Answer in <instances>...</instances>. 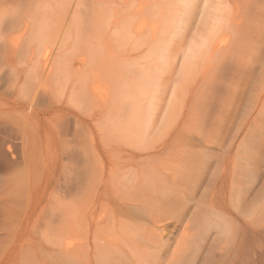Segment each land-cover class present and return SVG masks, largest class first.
Here are the masks:
<instances>
[{"label":"rangeland","instance_id":"obj_1","mask_svg":"<svg viewBox=\"0 0 264 264\" xmlns=\"http://www.w3.org/2000/svg\"><path fill=\"white\" fill-rule=\"evenodd\" d=\"M48 1L50 2V0ZM77 1L79 0H58V1L52 0L53 6L57 8H54L53 6H51V8H48L47 14L51 18L50 22L52 23L54 18L59 19V17L57 16L60 15L62 16L63 13L61 14L60 12L61 9L63 11L65 10L70 11L71 9H73ZM80 1L83 2L86 0H80ZM100 1L103 4L104 0H100ZM135 1L137 0H134V3ZM138 1H140L139 2L140 4L138 3ZM138 1L137 3L133 4V0H126V1L106 0V2L108 3L110 2V3L109 4L107 3L106 5L104 4V7H101L100 4H98V7L100 8L96 7L97 5L95 6L90 5L91 7H94L92 8L93 10L90 8L89 4L85 5V3H79L80 6L82 4L84 5V6L82 5L81 8H79L81 10V11L79 10L81 14L80 13L78 15L76 14L77 17L80 18H82L83 16L85 17V19L84 18L79 19L80 22L78 23L80 25V23L84 19L83 21L84 23L82 22L83 25L82 26L80 25V27H82L81 29L82 33L83 30L84 31L87 30L86 32L90 34V30L88 26L92 25V23L95 22V15H96L95 13L100 9L102 10L103 8L105 10L106 9L108 10L109 9L108 6H110V10L113 11V9L117 10L118 7L121 5L119 7V10L123 14L128 9L126 12H128L129 14L126 12L124 13L127 14L128 17L130 14L133 15L134 13L136 14L138 11H140L141 13L139 12V14L137 13V15L134 16H138L141 18L142 13L144 14L146 12V8H144L143 6L146 5L145 7L147 6L151 7L149 5L154 0L153 1L138 0ZM160 1L161 0H158L159 3ZM113 2H117V4L115 3L117 5V9H116V5L112 6L111 3ZM130 2H132V5ZM146 2L148 4H145ZM155 2L157 4V0H155ZM155 2L153 3L155 4ZM224 2L226 5L224 4ZM128 3L132 8L134 7V5L137 6L134 7L133 9L130 8L129 10L130 6ZM141 3L144 5L142 6ZM127 4L129 7L126 6ZM235 4L239 6L238 9H237V5ZM140 5L141 8L143 7L142 9L144 11L143 10L141 11V9L138 10L137 7L139 6L140 8ZM163 5L165 6V4ZM220 5H219L220 6L219 9H223V11L219 12V10H216L217 11L216 14L217 13L220 14L216 16L218 17L216 18V20L219 19L224 23V25H222V23H220L219 20H217L219 21L218 22L219 25L218 24L214 25L215 28L220 26L218 28V30L220 31H218L217 28L214 29V26L208 28L210 27L209 24H212V22L216 21L214 20L209 23L210 20H213L211 19L212 17L210 18V16L212 15L211 13L215 9L213 8L214 10L212 9V11L209 13V20H208L209 26L206 27L207 23L203 22L206 25L205 26L204 24L200 23L201 20L199 21L197 18V16L199 15L198 13H200L201 10H203L202 9L203 7L197 6L194 8V11L195 9L196 11L192 14V19L191 17L189 18L193 22L191 23V21H189L188 19V23L185 25L184 29L186 27L187 28L185 30L182 29L183 30L182 33L180 32L179 34L181 38L179 36L176 37L178 38L177 40L179 42L177 41L175 42L174 40V43H176V45L177 43L180 42H181L180 44H183L184 46H186L187 44L188 46L190 45V47L191 46L194 47V45L195 46L199 45L200 48H198V50H200V52L201 50H203L204 52L205 50L207 51L208 49L210 53H207L208 51L207 52L205 51L204 53L206 54H203V52L200 54V52L198 51L199 53L198 52L197 53L199 58L197 57L196 58L197 60H195L193 56L192 57L194 59H192L191 56L188 55L186 56L185 54L184 55L186 57L182 56L183 52H181V50H183V45L179 44L180 48L176 46L177 54L179 52L180 53L179 56H177L176 54L175 58L187 64V61L184 62V60H187L189 57L190 60L192 59L191 61L194 64H192L193 67L190 64H187L186 66L184 65V69L181 71V73L184 72V75L180 73L183 76L180 77V74H178L180 79L178 78L175 79L176 84L174 83V85H177L176 81L180 82V84L177 85V87L180 86L179 88L173 86V88L176 91L177 100L175 102L177 103L179 102V103L178 105H176V103L174 104L173 101V103L171 104L170 106L171 109L169 108L170 121L168 123V120H166L167 121L166 124L167 123L168 124L167 125L163 124L164 127L166 126V129H163L164 127L161 128L163 130L158 131L159 133L157 132L156 134H153L152 137L153 142L156 141L155 143H157V139L158 141H160L159 140L160 138L164 139V141L162 140L163 142L161 141L162 143H166V141L168 142L171 139L172 140L175 139L173 142L178 143L180 140L181 142L178 143L179 145L176 144V146L174 147L175 149L178 148L177 149L178 151L177 150L175 151L174 148L170 147L175 145L172 141H171V145L170 144L168 145L169 150L170 148L171 150L173 149L172 150L173 154L171 156L172 151L170 150L168 151L169 154L167 155V157L170 155L171 157L174 158L173 155L177 156L178 153L179 156V157L177 156L178 160L176 156H175L176 160L175 158L173 159L170 156H169L170 158L164 157V159H166L167 162L163 161V164L168 165V166L166 165L167 169L169 170L173 169V170L172 172L171 170L170 171L168 170L166 172L167 169H164L166 166H163L161 162L159 163L160 166L158 165L159 168L157 169L156 173H158V171L161 170V173L163 172L162 174H164L165 177L171 174L170 176H168L167 179H169L170 177V181L171 182L173 181L172 182L173 184L171 182H169L170 183L169 184L166 181L167 179H165L163 182L164 183L167 182L168 184L165 183L167 186L174 185L175 189L179 190L177 193L178 196L176 198L180 199V201L178 200L177 201L179 202L180 206L186 204L185 208L182 207L181 210L189 211L190 208L192 209V211H196V214L197 215L199 214L198 216L196 215V217H199L200 215H203L202 213L204 214L207 213L205 211L206 209L208 211L207 215L211 214L213 218L217 215L223 216V214H226V216L224 215V217H226L228 221L230 220L229 222L227 221V225L229 226V232H230L227 233L228 236H226V233L224 234L225 236H222V234L219 235L216 234V232H213L211 235H209L210 237L208 236L209 238L208 237L206 238V242H204L201 251L197 254V257L195 258L196 260L195 264L197 263L198 264H203V263L204 264H264V0H251V1L221 0ZM125 6L127 7V9ZM219 6L216 7L218 8ZM58 7L60 10H58ZM158 7L159 8L161 7L159 10L160 16L163 14V11L170 10L168 9L169 8L168 6H167L168 8L165 7L166 9L164 7L162 8V6H158ZM89 8L91 9L90 12H89L90 10ZM121 8H124L125 11L123 12ZM152 8H154L153 10H156L155 6ZM134 9H137L136 10L137 12ZM235 9H237V11ZM240 9L241 11H239ZM85 11L86 12L88 11V13H86ZM131 11L132 13H130ZM150 12L145 13L143 15L145 19L148 17L146 20V21L149 20L148 25L150 24V22L151 23L155 22V20H158L159 22L160 19H163L162 17L163 15L160 17L158 15V11H156L157 15L155 11L154 12L150 11ZM234 12L235 15L233 14ZM152 13H153L152 15L153 17L151 16ZM180 13L181 11L179 12L178 9V15ZM70 14L68 18L66 17V20H64V16L66 14H63L62 20H64V22L62 21L63 23H61L60 20L59 24H65L67 21L69 25V21L71 19L72 20L70 21L71 23L70 25L75 24L73 22L77 23L78 22L76 21L77 18L76 16L74 17L75 14L71 12ZM134 16L133 18L135 19L134 20L135 24L133 23V18H131V16L127 18V21L129 23L132 21L133 25H136L138 20L139 21L141 20L142 22V20L144 19V18L143 19L138 18L137 20V17L135 18ZM149 16H151L150 19ZM156 16H158L159 18ZM220 16L223 17L222 20ZM233 16L235 18H233ZM217 21L215 23H217ZM25 22H27V18L19 8L0 7V45L2 43H7L12 45L13 42L19 41L25 32L24 29H26V25L24 26ZM139 23L140 22H138L137 24ZM225 23H227V26L225 25ZM59 24L54 22V26L58 28H59ZM94 24H96V22ZM131 24H129V26H132ZM159 24H160L159 26L160 33L163 32L164 34L168 35L169 30L166 29L167 32L165 31V26H164L165 21L163 20L162 23L159 22ZM200 24H202L203 26ZM188 25H190V28L192 29H190ZM84 27H86V30L84 29ZM132 29L133 27L130 28L131 31ZM186 30L187 31L189 30L188 33ZM215 30L217 31V34H215ZM86 32H84L83 34L81 33L79 34L80 36L82 35L84 36L81 37L84 39V41L81 43H83V45L88 46L90 43L88 44L87 42H85L86 37L88 36ZM106 32H108V30ZM109 32L111 33V31ZM109 32L106 33V35L104 34V32H102L104 39L106 38L107 35H109L107 36L106 39L108 40L106 41L107 43H110L109 42L110 40L108 39L110 37ZM209 33L212 34L209 35ZM219 34L220 37H218ZM161 36L162 35H160V38ZM78 37L79 36H77L76 39L80 38ZM92 37L95 38L94 36ZM22 39L25 40L24 38ZM22 39L20 41H23ZM98 39L95 38V43H98L99 40H102V38L99 40ZM144 40L147 39L144 38ZM164 40H168V38L163 39V41ZM211 40L213 41V43L214 42L218 43V45L214 43L215 45L218 46L217 48L220 49V47L222 46L221 50L219 49H218L219 51L216 50L217 52L214 53V55H212L211 54L212 52L210 51L212 50V48L209 50L210 48L209 45L211 46L213 44ZM72 41L73 39L70 38L65 48L69 46L70 47L75 46L73 47V51L70 48L71 49L70 51L73 52V53L71 52V55L82 54L81 51L77 52L79 50L78 46H81V48H83L82 44L76 45L78 44V42H80V40L79 41L77 40L76 44ZM103 41H101V44ZM133 41L137 42V40H133ZM227 41L228 43H230L231 46L229 45L228 47V45H226L227 46L226 49H223V45L227 44L225 43ZM106 42H103L102 46L100 45V43L96 45L101 46V48H105L106 45L108 47L112 43L111 45L113 47L114 45H116L114 43H117V42L113 43L111 41L110 44H107ZM70 43L71 44L74 43L73 46ZM190 43H193V45H191ZM202 43L203 45L205 44L207 45L205 47L204 46L201 47L200 44ZM214 44L212 46H215ZM76 46L78 48H76ZM118 46L120 47V45ZM121 47L123 48V45H121ZM129 47H130V43L128 48ZM132 47L134 46L132 45ZM44 48L45 50L47 48V52L49 51L51 57L52 56L54 58L56 57L55 56L56 52L52 51L53 45L51 46L49 45V48L48 47H44ZM99 48L100 47H96V49L99 51L98 54L100 56L103 55L105 56V52L115 51L109 49L111 48V46L107 48L108 51L107 49H105L106 51L105 50L103 51V49L101 48L99 49ZM122 48H119V50L121 51L124 49ZM215 48L216 47H214L213 49ZM213 51L215 52V50ZM101 52L103 55L101 54ZM115 53L119 54L121 52L118 53L117 50V52L115 51ZM199 54L201 55V57ZM202 54L204 56H202ZM209 54H211V56ZM27 56L28 54L15 53V55L10 57L9 59H3L4 54H2V52L0 51V102H4L5 100L10 99L8 101L10 102V104H12L13 103L12 101H14V99L17 98L16 102L13 103V107H14L13 109H9L7 107L0 105V203H1L0 205V264H10V263L11 264H44L42 262H45L46 264H73L70 261H73L74 263L77 262L76 264H112V263L116 264L114 257L116 255L121 254V249L120 252L115 253L116 255L113 253L114 254L113 256L110 253V251L112 249L113 252V250H115L114 249L115 247L114 248L112 246L110 247L109 246L110 244H107L108 246L103 248V247H99V244L101 243L100 246H102V244L104 243L106 244V240L107 243H109L110 239H112L111 237L116 232L117 233L114 236L118 237L119 234H121L119 236L120 239L121 237L123 238L124 234H127V232L123 234L122 231L123 227H125L124 229H127V225L129 226L130 225L129 223H131L132 220V219L130 220V217L131 216L134 217V215H136L137 213V211H135L131 207L140 203L135 202L137 198L134 199V201L131 198L130 199L132 200L131 203L127 202L129 204L126 203L124 206H122L121 204L122 202L120 203L119 200L122 199L123 196L127 198L128 191L127 192L124 191L127 190V187L129 185H132L131 183H133V181L135 183L136 181L135 179H137L138 177L137 174H139L141 178L143 177L142 173L141 174L138 173L139 169L141 170L144 168L143 172L145 171L147 172L148 170L145 169V166H143L144 164L143 165L139 164L141 162H139L138 160H136L137 162H139L137 163V165H140V167L143 166V168H140L138 166L139 168L136 169L137 167L135 160H133V162H131V164L129 165L130 160H128L127 158L128 155H126V153L128 154L129 152H131V149H129L130 147H132L131 145L127 144V146H130L127 147L123 143L125 148L123 147L122 149H120L119 148L120 145H117L119 141L118 140L116 141L117 139L116 137H118L119 139V136H115L114 134L107 132H102L103 133L102 134L97 130L95 125L98 124V122H96L94 118H90L88 116L89 112L86 111V107L84 105L81 106L80 104L77 105L76 102L70 100L71 99L70 94L68 93L69 83L67 85L61 84L62 87L61 85L59 86L61 88L59 87L55 88L56 86L53 87V83L52 84L49 83V85L47 83L45 87L49 88L48 90L49 92L51 90L50 88L53 87L54 88L53 96L54 97L57 96V97L53 98L52 95L49 93L48 96L45 95L48 98L46 99V97L42 93H40L37 95L38 100H36V103L34 104L35 107L29 108L27 106H24L23 103L21 102L27 103L28 97H25L26 95L22 93L21 87L24 86L26 80L25 71L27 70V65H26V60L28 59ZM73 57L75 56L74 55L72 56V60L77 62L78 58L75 57L73 59ZM182 57L184 58L182 59ZM205 57H210V58L213 57V58L209 59ZM139 59L140 58H137L136 60L138 62L142 61V59L140 60ZM176 59L172 60L174 61L172 63L173 64L172 67L175 66L174 64L175 62H179L176 61ZM130 60L132 62V60H135V58L133 59L132 57V59ZM172 61L170 60L169 62L171 63ZM191 61H189L188 63H191ZM220 61L222 62V64L220 63ZM208 62H209V66H207ZM194 66L196 68H194ZM214 69L215 71H213ZM167 70L169 71V69ZM186 70H189L187 71L188 73L186 72ZM185 72L187 73L188 77ZM133 73H131L132 76L130 74L129 79L130 81H133L132 84L136 86L138 84V82L136 83L138 79L136 80L135 78L139 75L138 72H136V74ZM169 74L167 73L165 76L162 74L164 76V77L162 76L163 78L166 77L165 79L162 78L164 84H166L167 82L166 80L170 78L171 75ZM206 75L207 78L205 79L202 78V77H206ZM176 76L177 75L175 74V77ZM182 77L185 78L187 77V78L186 79L184 78L183 80ZM133 79H135L136 81L134 82ZM189 79L191 80V82ZM193 81L196 82L194 83ZM132 84L130 86H132ZM167 84H170V81ZM63 86L64 87L67 86V87L63 88ZM61 89L62 91H64V89L67 90L65 92H60ZM26 92L29 93L28 91ZM55 92L59 94L55 95ZM253 101L255 102L253 103ZM175 105L177 106V110L178 107L180 108L178 110V113L176 112L177 113L176 115L174 113V110L176 109ZM79 119H81L82 123L78 124L77 121ZM11 121L17 122L20 126H22L24 128L23 130L24 133L22 134V132H18L15 134L11 132L12 125L9 124ZM23 123H25V126H23ZM8 124L11 127L8 126ZM163 134L167 135L166 138L161 137ZM150 135L151 134L148 135V140H150L149 139L151 137ZM121 137L122 139L120 138L121 139L120 143L122 144V141L127 137L125 138L124 136ZM177 138L179 139L177 140ZM184 138L185 140H183ZM126 140H129V138H127ZM138 141L136 140V142L139 144ZM183 141L186 142L183 143ZM131 142L130 143L134 145L133 144L134 141H132V139ZM161 142L159 143L161 144ZM159 143L157 144L159 145ZM186 144L189 146H187ZM88 147L90 148L89 150ZM134 147L136 146L134 145ZM180 147L181 149L179 150ZM78 148L80 149L78 150ZM189 148L190 151H188ZM186 149L188 150L184 152V150ZM209 149L211 150V152ZM118 151H120L118 154L119 159L115 160L113 158L117 159L118 157L112 155V153L117 154ZM132 151H135V148ZM122 152L123 153L125 152V154L124 155L120 154ZM205 152L206 153L209 152L210 153L209 155L211 156L206 155ZM179 154L182 156H180ZM185 156L188 159L189 158L190 159L188 160ZM125 158L129 162L126 161ZM112 159H113V163H112ZM196 160L200 162L207 161L208 165L203 166V165L195 164V163H200V162H196ZM119 161L121 164L119 163ZM245 161L246 162L248 161L246 165L250 166V168L246 167ZM239 164H242V166L244 167L240 166ZM114 165L115 167L120 165L119 166L120 168L118 167L114 168ZM174 165L176 166L177 170L174 169L175 168ZM178 165L181 166L180 169H182V166L183 169L184 168L185 170L187 169L186 171L187 173H185L184 170V174L186 176L183 174V169L181 172L179 170L180 173L178 172V167H179ZM196 165H198L199 169L198 168L196 169L197 167ZM235 166H237L239 169H237V167L235 168ZM161 167L164 169V171L162 170ZM113 168L116 170H114ZM133 169H135L134 171L137 170V174L136 172L134 174L135 177L136 176L137 177L135 179L133 178L134 180L131 179L132 175L131 177L129 176L130 175L129 173L132 172ZM245 170H251V172L249 171L247 172ZM173 171H176L175 172L176 174L173 173ZM235 171L238 172L240 171L239 172L240 174ZM241 172H243L242 173L243 175L241 174ZM11 173L15 175H13L14 177L10 181L8 180L7 176H9ZM159 173H158V177L162 176V174L160 173L159 175ZM234 173H238L236 175V179H239L236 180V183L234 185H247V189H245L243 186V188L246 190V193L243 195L245 202L243 201L244 203L240 205L239 208L236 209L237 211L239 210L238 212L234 210L235 206L233 207L232 205H230L232 204V202H230L229 200L228 189L225 188V185H232L230 184V182L232 176H234L233 175ZM250 173H252V175ZM173 175H177V176L173 177ZM150 176L148 177L149 180L147 179L150 184H148V182L147 184L157 185L155 183L157 181L154 182L155 184H153V180L151 182ZM163 176L162 178L164 179ZM115 177L116 179H114ZM125 177L131 179L132 182L130 180H129L130 182L127 180L125 181ZM139 178H138L139 181L136 182L135 184L141 185L140 182H143L144 184L142 183V185H146L145 181H142L143 179L141 178L139 179ZM143 178L145 179V177ZM163 182L158 180V184L160 183L159 185H161ZM122 184L126 186V189L124 186L122 187ZM116 185H120L122 189L120 190L121 187L118 186L121 192L117 189L115 190L117 191V194L115 192L114 195L112 189L113 187H116ZM129 191L131 193V190ZM135 191H136L135 193L140 192L138 191V189ZM124 193L126 195H124ZM137 195H139V193ZM131 196L133 198L136 197V196L134 197V195L132 194ZM117 197H120L118 198L119 202H117L116 199ZM165 197H162L163 201ZM114 199L117 202V204L119 203V205L115 203ZM165 199H167V197ZM127 200H129V197L127 198ZM183 201L185 204L183 203ZM80 205L82 206V209ZM195 205L198 207L197 209L199 212H200L199 208L203 210H201V212L199 213L196 210ZM126 206L130 207V210H128V207L126 208ZM124 208L127 210H125ZM6 209H8L13 213L14 227L11 234L7 228L8 214H9L7 212L9 211L8 210L6 211ZM112 212L114 214H111ZM215 212L218 214L213 215ZM74 214L77 216L79 215V217L74 216ZM138 215L141 216L143 214L138 213ZM172 215L174 216V214ZM172 215H169L162 223L158 224V226L165 225V227L163 231H160V233L163 236L160 235L159 237L160 233L157 231L155 232L157 236L155 234L153 235L154 237L155 236L159 237L153 240L155 241V246H160L158 247L160 249L155 248L156 251L152 253L159 254L157 250H160L162 252H160V255L154 254L155 256L153 255L152 257H150L151 254L150 256L148 254L149 257L146 256V258L148 260L149 258H151L150 261L146 259V261L150 262L148 264H155V263L179 264V261L180 259H182L181 257H183L182 254L184 252V250L181 249H185V253H187L186 249L190 244L188 242L190 238L186 237L188 240L187 241L188 245H187L185 240L186 239L185 233L183 231L185 227L178 224V219L181 214L175 213L174 218L172 217ZM145 216H147V214H145ZM170 217L171 219L167 221V219ZM65 219H67V221ZM111 220H113V222ZM118 220L119 221L121 220L122 222L121 221L119 222ZM230 223L231 224L234 223V225H230ZM102 224L103 225L106 224L107 227H105V225L103 226ZM59 225H61L62 227ZM101 225L103 227H100ZM68 228L70 232L68 231ZM101 228H103L104 231L106 230L105 233ZM107 230L109 232L110 230L114 232H110L112 234H109ZM131 231H133L132 228L131 230L129 229L128 232L130 233ZM194 232L195 230H193V233ZM102 233L106 235H103ZM125 236H124L125 239L123 238L124 243H127L129 246L130 241L127 242L129 238L126 236L128 238L127 239ZM98 238H100L99 240L103 238L104 239L99 241ZM114 238L112 240H114V244L116 246H118L115 242L116 240L117 242L120 241L118 244H121V246L124 245V244L122 245L123 242L122 240L118 238L115 240ZM96 244L98 245L99 248L97 247ZM131 244H135V243L131 242ZM125 246L126 245H124L123 247L125 248ZM127 250H129V248ZM107 251L110 253L109 257L107 254L103 255ZM176 251H179L180 254L182 252V254L180 255L181 257L179 256V258H177L178 252ZM102 252H103L102 256L101 254H98ZM63 254H65L66 256ZM68 256H70V258ZM110 257L113 258L112 260L113 262L110 261L111 260ZM121 257L123 258L122 254L121 256L117 257L116 260L120 259L119 260L120 262L117 261L118 262L117 264H122L123 260H126L127 258H129L132 262L137 261L135 259L130 258V256L129 257L126 256V259L123 258V260L121 261ZM39 258L41 259L39 260ZM106 258L110 260L108 261ZM131 261L127 262V264H130Z\"/></svg>","mask_w":264,"mask_h":264},{"label":"bare ground","instance_id":"obj_2","mask_svg":"<svg viewBox=\"0 0 264 264\" xmlns=\"http://www.w3.org/2000/svg\"><path fill=\"white\" fill-rule=\"evenodd\" d=\"M54 1H58V0H54ZM98 1V2H97ZM97 1H95V0H86V1H83V2H81L80 0L79 1H77V3H76V5L74 6V8L73 9H71L70 11H68V10H65V11H63L62 9L60 10L59 9V7H58V10H60V12H61V14L63 13V14H66L65 16H64V20H66V17L68 18V16H69V14H70V12L71 13H74L75 15H74V17L76 16V14L78 15L79 13L81 14V10L79 9V8H81V6L83 5H81L80 6V4L79 3H85V5H88L89 4V6L90 5H97L96 7H98V4H100L101 5V7H104V4L106 5L108 2H106V0H104L105 1V3H104V1H103V4H102V2L100 1V0H97ZM113 1V0H112ZM126 1V0H125ZM138 1V0H137ZM137 1H135V3H137ZM153 1V0H152ZM220 1L221 0H164V1H160V3L162 2L163 4H165V6L161 3H159L158 2V0H157V4H156V2H155V0L153 1V2H155V4L153 3V5H152V3L149 5V6H151V7H145V6H143L144 4H142V6L144 7V8H146V12L145 13H149L150 11H155V13H156V15H157V12L156 11H158V15L160 16V12H159V10H160V8L158 7V6H162V8L164 7H166V8H168V9H170V10H166V11H163V19H160V23H162V21L164 20L165 21V24H164V26H165V31H166V29H168L169 31V33H168V35H166V34H164L163 32H161L160 33V30H159V26H160V24H159V22H158V20H155V22H150V24L148 25V21H146L147 20V18L145 19L144 18V14L142 13V16H141V18L140 17H138V16H134V15H137V13L139 14V12L140 11H136L137 9H134L137 13L135 14H133V15H129V17L131 16V18H133V16L136 18L137 17V20H138V18L139 19H143L142 20V22H141V20L139 21L138 20V22H140L139 24H137L136 23V25H133V23L135 22L134 20V18H133V23H132V21L129 23L128 21H127V18H129L128 17V15L127 14H124L128 9H127V7H129L130 6V4H129V6H128V4L125 6L126 7V11H125V9L124 8H121L122 10H123V14L121 13V11L119 10V7L121 6L120 4H118V5H120L119 7H118V9H117V2H113V3H111L112 4V6H115L116 5V9L118 10H115V9H113V11H111L110 10V6H108L109 7V9L106 11L104 8L101 10H99V11H95L96 13V15H95V22H96V24H94V23H92V25H89L88 26V28H89V30H90V34L88 33V32H86L87 30H86V27H84V29L86 30V31H84L83 30V33L84 32H86L87 34H88V36L86 37V35H85V37H86V40H85V42H87L88 44V46H86V45H83V43H81V42H83L84 41V39L83 38H81L82 36H80V34L79 33H81V34H83L82 33V27H80V25L82 26L83 25V21H84V19H85V17L83 16L82 18H84L83 20H82V24L80 23V25L78 24L80 21H79V19H82V18H80V17H77L76 16V18L78 19H76V21H78L77 23L76 22H73V23H75V24H73V25H70L71 23H70V21L72 20H70L69 21V25H68V23H67V21H66V23L65 24H59V21L61 20V23H63L64 22V20H62L63 19V14H62V16L60 15V16H57V17H59V19H56V18H54L53 19V22L51 23L50 22V20H51V18H50V16L47 14L48 13V8H51V6H53V3H52V0H50V2L48 1V0H0V7H17V8H19L21 11H22V13L23 14H25V16H26V18H27V22H25L24 23V26L26 25V29H24L25 30V32H24V34L22 35V37L20 38V40L22 39V38H24L25 40H23V41H16V42H13L12 43V45H10V44H7V43H2L1 45H0V51L2 52V54H4V57H3V59H9L10 57H12V56H14L15 55V53H19V54H28V59L26 60V65H27V70L25 71V84H24V86L23 87H21V90H22V93H24L26 96L25 97H28L27 99H28V101H27V103H24V102H21V103H23V105L24 106H27V107H29V108H32V107H35L34 106V104L36 103V100H38L37 99V95L38 94H40V93H42L44 96L45 95H47L48 96V94L50 93L51 95H52V97L53 98H55V97H57V96H53V93H54V88L53 87H55V88H57V87H59L61 84L62 85H64V84H68L69 83V91H68V93L70 94V100H72L73 102H76L77 103V105L78 104H80L81 106H85L86 107V111L87 112H89V114H88V116L90 117V118H94L95 120H96V122H98V124H96L95 126H96V128H97V130L100 132V133H102V132H107V133H112V134H114L115 136H119V139H118V137H116L115 139H116V141L118 140L119 142V144L117 143V145H120V149H122L123 147H124V145L125 146H127V144L128 145H131L132 147H130V146H127V147H130L129 149H131V152H129L128 154L126 153V155H128L127 156V158H128V160H130V162L128 161V160H126V158H125V160L126 161H128L129 162V165L131 164V162H133V160H135V163H136V169H138L139 167H140V165H137V163H139V162H141V163H139V164H144L143 166H145V169H147L148 171V173L145 171V172H143V166H141L140 168H143V169H139V171H142V172H139L138 171V173H142V176L143 177H145V179L142 177L141 178V176L139 175V174H137V170L136 171H134L135 169H133V171H134V173H133V171L132 172H130L128 175L131 177V175H132V180H134L137 176V179H135L136 181H135V183L136 182H138L139 180H138V178L140 177L141 179H143L142 181H145V184L146 185H142V183L143 182H140V184L141 185H136L135 183H134V181H133V183H131L132 185H129L128 187H127V190L126 191H124V192H127L128 191V196H127V198L129 197V200H127V198H125L124 196H123V198L122 199H120L119 201H120V203L122 204V206H124L127 202H129V203H131V201L132 200H130L131 198L133 199V201H134V199H136L135 200V202H137V203H140V204H137V205H134L133 207H131L132 209H134L135 211H137V213H136V215H134V217L133 216H131L130 217V220H131V223H129L130 225L129 226H131V227H129L128 225H127V229H124L125 227H123V234L125 233V232H127V234L129 233L128 231H129V229L131 230V228H132V230L133 231H131L128 235L127 234H124V236L126 235L128 238H129V240H127V242L128 241H130V244H129V246H128V244L127 243H124V236H123V238L121 237V239L119 238V236L121 235V234H119V236L118 237H115L114 235L117 233H115L113 236L115 237H111L112 239L114 238L115 240L118 238V239H120V240H122L123 242H122V245L124 244V245H126L125 246V248L123 247V246H121V244H118L120 241H118L117 242V240L115 241L116 242V244L120 247H118V246H116L115 244H114V240H112V239H110V242L111 241H113V242H109V243H107V240H106V244L104 243V244H102V246H100V244H99V247H106V246H108L107 244H110L109 246L111 247H115L114 249L115 250H113V252H112V249H111V251H110V253L114 256V254L116 253V252H120V249H121V254H122V256H123V258L124 259H126V256L127 257H129L130 256V258H132V259H135V260H137V261H131L129 258H127L126 260H123V258L121 257V261L123 260V262H122V264H127V262H129V261H131L132 263H135L136 264V262H137V264H148V263H150V262H148V261H150V259L151 258H149V260L146 258V256L147 257H149L150 256V254H151V256L150 257H152L154 254L152 253V252H154V251H156L155 250V248H158V247H160V246H155V241L153 240V239H157V238H159L160 237V235H162L161 233H160V231H163L164 230V227H165V225L164 226H158V224H160V223H162L169 215H172V214H174V216H175V213H177V214H181L180 215V217H179V219H178V224H180L181 226H184L185 228L183 229V231H184V233H185V238L187 237V238H190L189 239V241L187 240V238L185 239L186 240V244L189 242L190 244H192V245H188V247H187V249H186V251H187V253H185V249H181V250H184V252H183V254H182V252H181V254L183 255V257H181L180 255V252L179 251H176V252H178V257L177 258H179V256L182 258V259H180V261H179V264H195L196 263V260H195V258L197 257V254L201 251V248H202V246H203V244H204V242H206V238L209 236V235H211L213 232H216V234H222V236H225L224 234L226 233V236H228L227 235V233H230L229 232V226L227 225V219H226V217H224V215L226 216V214H223V216H219V215H217V216H215L214 218L212 217V215L211 214H208L207 215V213H208V211L205 209V211L207 212V213H202L203 215H200L199 217H196V211H192V209H190L189 208V211L188 210H181V208L182 207H184L185 208V203H184V201H183V203L185 204V205H183V204H181V205H183V206H180L179 205V202L178 201H180V199H177L176 197L178 196L177 195V193H178V191L179 190H177V189H175V187H174V185H171V186H167L165 183H169V182H171L170 181V177H169V179H167L168 178V176H170V175H168L167 177H165V175L164 174H162L161 173V170L160 171H158V173L160 172L161 174H162V176L164 177V179L162 178V176H160V177H158V173H156L157 172V169L159 168L158 167V165H159V163H161L162 162V164H163V161L165 162L166 161V159H164V157H167V155L169 154L168 153V151H170L171 150V148H170V150L168 149L169 148V144L171 145V141L173 142L174 140H170V141H166V139H165V141H166V143H162L163 141H164V139H162V138H160L159 140L160 141H158V139H157V143H159V142H161L162 140V142H161V144L159 143V145L157 144V143H155V142H153V139H152V137H153V134H156L158 131H160V130H163V129H166V126L164 127V125L163 124H165V125H167L168 123H169V119H170V117H169V114H170V109H171V104L173 103V101H174V104L176 103V105H178V103L177 102H175L177 99H176V91H175V89L173 88V86H175L176 88H179L180 86H178L177 87V85H179L180 84V82H178V81H176L177 82V85H174V83H175V79H180V77L181 76H183L184 75V72L183 73H181V71L184 69V65L186 66L187 64H190L192 67H193V65L192 64H194V63H192V59H194L195 58V60H197L196 58L198 57L199 58V56H198V53L200 52V50H198V48H200L199 47V45H197V46H195L194 45V47L193 46H191L190 47V45L188 46L187 44H186V46H184L183 44H180V43H177V45H176V43H174V40H175V42L177 41V42H179L177 39L178 38H176L177 36H179V34H180V32L182 33V29H184V27H185V25L188 23V19L191 17V19H192V14L196 11V9H195V11H194V8L195 7H197V6H201V7H203L202 9L203 10H201V12L200 13H198L199 15V17H200V19H199V17L197 16V18H198V20L200 21L201 20V22L200 23H202V24H204V23H207L205 26L206 27H208L209 25H210V27H208V28H211V26H214V25H217L218 24V22L220 21L219 19H217V20H219V21H217L216 20V18H218V17H216L217 15H220V14H216V10H219V12L221 11H223V9H219L220 8V6L223 4H221L220 5ZM251 1V0H250ZM96 2V3H95ZM124 2V1H123ZM128 2V1H127ZM140 1H138V3H139ZM149 2V1H148ZM151 2V1H150ZM219 2V3H218ZM110 3V2H109ZM108 3V4H109ZM116 3V4H115ZM120 3V2H119ZM131 3V5H132V2H130ZM134 3V0H133V4H135ZM159 3V4H158ZM238 3H239V1H238ZM114 4V5H113ZM123 4V3H122ZM140 4V3H139ZM145 4H148L147 2L145 3ZM224 4H225V2H224ZM223 4V5H224ZM124 5V4H123ZM220 5V6H219ZM226 5V4H225ZM235 5H237V4H235ZM80 6V7H79ZM84 6V5H83ZM137 6V5H136ZM135 5H134V7H136ZM155 6V9L156 10H153L154 8H152V7H154ZM168 6V7H167ZM216 6H219L218 8L216 7ZM245 6H246V4H245ZM248 6V5H247ZM54 7V6H53ZM133 7V8H134ZM142 7V8H143ZM171 7V8H170ZM180 7H181V9H180ZM238 5H237V9H238ZM54 8H57V7H54ZM90 8L92 9V8H94V7H91L90 6ZM89 8V9H90ZM98 8H100V7H98ZM106 8V7H105ZM130 8L131 9H133L131 6L129 7V10H130ZM138 8V10H140L141 9V11L143 10L142 8H141V5H140V8H139V6L137 7ZM147 8H148V10H147ZM149 8H150V10H149ZM151 8H152V10H151ZM159 8V9H158ZM165 8V9H166ZM177 8V9H176ZM215 10H214V9ZM222 8V7H221ZM235 8V7H234ZM233 8V9H234ZM88 9V10H89ZM91 9L89 10V12L91 11ZM158 9V10H157ZM164 9V10H165ZM178 9H179V12L181 11V13L178 15ZM201 9V8H200ZM212 9L214 10L210 15V18L211 19H213V20H210L209 21V23L211 22V21H214V20H216L217 21V23H215L216 21H214V22H212V24H209L208 23V20H209V13L212 11ZM237 9H235L236 11H237ZM80 10V11H79ZM83 10V9H82ZM93 10V9H92ZM110 10V11H109ZM163 10V9H162ZM79 11V12H78ZM117 11V12H116ZM144 11V10H143ZM239 11H241V9L239 10ZM86 12V11H85ZM199 12V11H198ZM226 12V11H225ZM232 12V11H231ZM69 13V14H68ZM86 13H88V11L86 12ZM92 13V12H91ZM93 13H94V11H93ZM126 13H128V12H126ZM130 13H132V11L130 12ZM141 13V12H140ZM151 13V12H150ZM155 13H154V15H155ZM237 13V12H236ZM82 14H83V11H82ZM85 14V13H84ZM90 14V13H89ZM129 14V13H128ZM213 14H216V15H213ZM234 15H235V12L233 13ZM71 15V14H70ZM86 15V14H85ZM125 15V16H124ZM153 15V13L151 14V16ZM195 15V14H194ZM193 15V16H194ZM73 16V15H72ZM91 16H92V14H91ZM127 16V17H126ZM146 16V15H145ZM151 16H149V19L151 18ZM160 16V17H161ZM223 16V15H222ZM222 16H220L221 17V20L223 19V17ZM88 17V16H87ZM153 17V16H152ZM156 17H158V16H156ZM195 17V16H194ZM70 18V17H69ZM71 18H73V17H71ZM93 18V17H92ZM92 18H90V19H92ZM159 18V17H158ZM215 18V19H214ZM233 18H235L234 16H233ZM191 19H189V21H191V23L193 22ZM196 19V18H195ZM67 20H69V19H67ZM129 20V19H128ZM136 20V21H137ZM226 20V19H225ZM240 20V19H239ZM63 21V22H62ZM228 21V20H227ZM226 21V22H227ZM54 22L55 23H58L59 24V28L58 27H56V26H54ZM90 22H91V20H90ZM204 22V23H203ZM225 22V21H224ZM132 23V24H131ZM164 23V22H163ZM167 23V24H166ZM199 23V22H198ZM220 23H222V25H224V23L222 22V21H220ZM77 24V25H76ZM87 24V23H86ZM86 24H85V26H86ZM129 24H131L132 26H129ZM135 24V23H134ZM195 24V23H194ZM193 24V25H194ZM202 24H200V25H202ZM209 24V25H208ZM233 24H235V23H233ZM67 25V26H66ZM170 25V26H169ZM192 25V24H191ZM219 25V24H218ZM225 25L227 26V23H225ZM135 26H137V27H135ZM189 26V28H190V25H188ZM203 26V25H202ZM242 26V25H241ZM96 27H98V28H96ZM131 27H133V29H132V31L130 30V28ZM162 27V26H161ZM220 27V26H219ZM219 27H216L217 28V30H218V28ZM224 27V26H223ZM163 28V27H162ZM187 28V27H186ZM185 28V29H186ZM188 28V29H189ZM213 28V27H212ZM215 28V26H214V29H216ZM225 28V27H224ZM223 28V29H224ZM227 28V27H226ZM184 29V30H185ZM190 29H192V28H190ZM108 30V32L109 31H111V33H110V37H111V39H110V37L108 38L110 41V43H111V41L114 43V42H117V43H114V44H116V45H114L113 47H112V43L110 44V43H107L106 41H108V40H106L107 39V36H109V35H107L106 36V38L104 39V37H103V33L102 32H104V34L106 35V33H108V32H106V31ZM211 30V29H210ZM187 31V30H186ZM189 31V30H188ZM188 31H187V33H188ZM218 31H220V30H218ZM91 32H92V34H91ZM106 32V33H105ZM167 32V31H166ZM210 32V31H209ZM213 32V31H212ZM210 34H212V33H209V35ZM215 34H217V31L215 30ZM215 34H214V36H215ZM222 34V33H221ZM160 35H162L161 36V38H162V40H161V38H160ZM186 35V34H185ZM77 36H79L78 38L79 39H76L77 38ZM92 36H94L95 38H99V39H101L102 38V40H99L98 41V43H100V45L102 46L103 45V42H106L107 44H110L108 47H107V45H106V43H105V45H106V47L107 48H109L110 46H111V48H113V49H111V48H109L110 50H115L116 52H117V50H118V53L119 52H121V53H119V54H117V53H115V51L114 52H105V56L102 54V52L105 50V49H107L106 47L105 48H101V46H97L96 44H98V43H95V38H93ZM102 36V37H101ZM213 36V35H212ZM84 37V36H83ZM180 37V36H179ZM190 37V36H189ZM208 37V36H207ZM218 37H220V34L218 35ZM70 38H72L73 39V41L72 42H74L75 44L77 43V40L79 41L80 40V42H78V44H76V45H79V44H82V46H83V48H81V46H78L79 47V50L77 51V52H79V51H81L82 52V54H79V55H76V54H73L76 58H78L77 59V62H75L74 60H72V56L73 55H71V52L73 51V47H75V46H73V44L74 43H70L73 47H66L65 48V46H66V44H68V40L70 39ZM115 40H113V39ZM144 38L145 39H147V40H144ZM166 38H168V40H164L163 41V39H166ZM174 38H176V39H174ZM181 38V37H180ZM183 38V37H182ZM210 38V37H209ZM225 38V37H224ZM227 38V37H226ZM81 39H83V40H81ZM184 39V38H183ZM192 39V38H191ZM212 39V38H211ZM229 39V38H228ZM94 40V41H93ZM104 40V41H103ZM133 40H137V42L136 41H133ZM207 40V39H206ZM208 40H210V39H208ZM101 41H103L102 42V44H101ZM132 42V44H131V42ZM181 41V40H180ZM183 41V40H182ZM212 41V40H211ZM211 41H210V43H211ZM219 41H221V40H219ZM219 41H217V42H219ZM94 42V43H93ZM96 42H97V40H96ZM134 42H135V45H134ZM184 42V41H183ZM192 42V41H191ZM129 43H130V47L128 48V46H129ZM185 43V42H184ZM205 43V42H204ZM212 43H213V41H212ZM215 44H217L218 45V43H216V42H214ZM213 43V44H214ZM223 43V42H222ZM221 43V44H222ZM225 43H227V44H222L223 45V49H226V45H228V47H229V45H230V43H228V41L227 42H225ZM120 45V47L118 46V45ZM179 44L180 45H183V50H181V52H183L182 54V56H184V57H186L187 55L188 56H191V60H190V58L188 57V59L187 60H184V62L185 61H187V64L186 63H183V61L181 62V60L179 61V60H177L175 57H176V54H177V51H176V49H177V47H179ZM191 45H193V43H190ZM212 44V45H213ZM214 44V45H215ZM234 44V43H233ZM232 44V45H233ZM49 45L51 46V45H53V49H52V51L53 52H56L55 53V58L53 57V59H52V57L50 56V53H49V51L47 52V48H46V50H45V48L44 47H48L49 48ZM121 45H123V48L121 47ZM132 45L134 46V47H132ZM201 45V47L202 46H206L207 44H205V45H203V43L202 44H200ZM210 46L209 45V47H206V48H209V50L212 48V50H210L212 53V55H214V53H216L217 51H219V50H221V48H222V46L220 47V49L219 48H217L218 46L217 45H215V46ZM44 46V47H43ZM68 46V45H67ZM115 46H118V47H115ZM177 46V47H176ZM225 46V47H224ZM231 46V45H230ZM54 47H55V50H54ZM77 46H76V48H78ZM96 47H100L101 49H103V51L101 52V54L103 55V56H100L98 53H99V51L96 49ZM104 47V46H103ZM204 47H203V49H204ZM214 47H216L215 49H213ZM44 48V49H43ZM72 49V51H70L71 49ZM99 48V49H100ZM115 48H118V49H115ZM119 48H122L123 50H119ZM180 48V47H179ZM235 48V47H234ZM233 48V49H234ZM81 49V50H80ZM219 49V50H218ZM197 50V51H196ZM213 50H215V52L213 51ZM217 50V51H216ZM235 50V49H234ZM52 51H51V53H52ZM106 51V50H105ZM107 51H108V49H107ZM199 51V52H198ZM206 51V50H205ZM204 51V52H205ZM207 51H208V49H207ZM206 51V52H207ZM76 52V51H75ZM198 52V53H197ZM203 52V50H201V52H200V54ZM203 52V54H206V53H204ZM73 53V52H72ZM104 53V52H103ZM180 53V52H179ZM179 53L177 54V56H179ZM196 53H197V55H196ZM207 53H210L209 51L207 52ZM186 56H185V55ZM199 54V55H200ZM202 54V56H204ZM211 54H209L210 56H211ZM194 55H196V56H194ZM194 58H193V57ZM75 57H73V59L75 58ZM132 57H133V59L135 58V60H132V62H131V60L130 59H132ZM184 57H182V59L184 58ZM200 57H201V55H200ZM214 57V56H213ZM212 57V58H213ZM101 58V59H100ZM137 58H140V59H142V61H140V62H138L136 59ZM202 58H204V57H202ZM205 58H209V59H212V58H210V57H205ZM139 59V60H140ZM176 59V61H179V62H175L174 64H175V66L174 67H172L173 66V62L174 61H172V60H175ZM172 61L171 63L169 62V61ZM191 61V63H188L189 61ZM195 60H193V61H195ZM200 60V59H199ZM205 60V59H204ZM204 60H202V61H204ZM211 61V60H210ZM198 62V61H197ZM220 63L222 64V62L220 61ZM220 63H219V65H220ZM136 64V65H135ZM196 64V63H195ZM206 64V63H205ZM198 65V64H197ZM212 65H214V64H212ZM218 65V66H219ZM207 66H209V62H208V65ZM217 66V67H218ZM222 66V65H221ZM226 66V65H225ZM191 67V68H192ZM224 67V66H223ZM188 68V67H187ZM194 68H196L195 66H194ZM212 68V67H211ZM167 69H169V71L167 70ZM189 69H190V67H189ZM215 69H216V67H215ZM215 69L213 70V71H215ZM222 69V68H221ZM236 69V68H235ZM217 70H218V68H217ZM220 70V69H219ZM224 70V69H223ZM132 71V72H131ZM168 71V72H167ZM173 71V72H172ZM187 71H189V70H186V72ZM190 71H191V69H190ZM194 71V70H193ZM196 71V70H195ZM221 71V70H220ZM133 72H135V73H133ZM136 72H138V75L139 76H137L135 79L137 80L138 79V81H136L135 79H133L134 80V82L136 81V83L138 82V84L135 86V85H133L132 84V82L133 81H130V79H129V77H130V74L131 73H133V74H136ZM165 72H166V74L168 73H171V74H169V75H171L170 76V78L168 79V80H166L167 82H166V84H164V82H163V79H165V78H163L166 74H165ZM185 72V73H186ZM183 74V75H181V74ZM188 73V72H187ZM187 73H186V75H187ZM40 76H39V75ZM164 76H163V75ZM175 74L177 75L176 77H175ZM178 74H180V77H179V75ZM203 74V73H202ZM202 74H201V76H202ZM189 75H190V73H189ZM91 76V77H90ZM131 76H132V74H131ZM163 76V77H162ZM204 76H205V74H204ZM134 77V76H133ZM169 77V76H168ZM187 77H188V75H187ZM186 77V78H187ZM163 78V79H162ZM184 78L185 77H182V79L184 80ZM185 78V79H186ZM202 78H207V75H206V77H202ZM191 79H193V78H191ZM190 80V79H189ZM199 80V79H198ZM170 81V84H167L168 82ZM197 81V80H196ZM196 81H193L194 83L196 82ZM203 81V80H202ZM204 81H206V80H204ZM67 82V83H66ZM185 82V81H184ZM190 82H191V80H190ZM198 82V81H197ZM47 83H48V85H49V83L50 84H52L53 83V87H51L50 89V92L48 91L49 90V88H46L45 86L47 85ZM201 83V82H200ZM132 84V86H130ZM176 84V83H175ZM188 84V83H187ZM62 85H61V87H62ZM182 85V84H181ZM190 85V84H189ZM195 85V84H194ZM193 85V86H194ZM192 86V85H191ZM61 87H59V88H61ZM65 87H67V86H65ZM64 86H63V88H65ZM188 87V86H187ZM230 89V88H229ZM59 90V89H58ZM58 90H57V92H58ZM67 89H64V91H62V89L60 90V92H65ZM26 91H28L29 93H27ZM186 91V90H185ZM180 92H181V90H180ZM247 92V91H246ZM165 93V94H164ZM58 95L59 93H56L55 92V95ZM188 94V93H187ZM186 94V95H187ZM65 95V94H64ZM189 95V94H188ZM232 95V94H231ZM258 96H260V95H258ZM46 97V96H45ZM236 97V96H235ZM177 98H178V95H177ZM255 98H257V97H255ZM14 99V98H13ZM12 99V100H13ZM46 99H48L47 97H46ZM259 99V98H258ZM8 100H10V99H8ZM8 100H5L4 102H0V105L1 106H4V107H7V108H9V109H13L14 107H13V103L14 102H16V100H17V98H15L14 99V101H12L13 103L12 104H10V102L8 101ZM54 100V99H53ZM69 100V101H70ZM52 101V100H51ZM55 101V100H54ZM71 101V102H72ZM257 101V100H256ZM161 102H163V103H161ZM255 101H253V103H254ZM258 102V101H257ZM50 104V103H49ZM251 104V103H250ZM175 105V106H176ZM180 105V104H179ZM182 105H183V103H182ZM46 106V105H45ZM230 106V105H229ZM251 106V105H250ZM51 108V107H50ZM170 108V109H169ZM190 108V107H189ZM228 108V107H227ZM174 109H175V107H174ZM180 108L178 107V110H179ZM176 110V111H175ZM174 110V113H175V115L178 113V110H177V106H176V109ZM252 110V109H251ZM246 111H248V110H246ZM177 112V113H176ZM180 112V111H179ZM180 114V113H179ZM219 114H221V113H219ZM169 117V118H168ZM245 117H247V116H245ZM218 118V117H217ZM77 119V118H76ZM239 119V118H238ZM245 119V118H244ZM166 120H168V123L166 124ZM219 120V119H218ZM220 121V120H219ZM78 124L79 123H82V121H81V119H79L78 121ZM101 122V123H100ZM100 123V124H99ZM171 123V122H170ZM186 123V122H185ZM7 124V123H6ZM10 125H12V128H11V132H13V133H18V132H22V134L24 133L23 132V130H24V128L22 127V126H20L17 122H14V121H11L10 123H9ZM8 124V126H10ZM163 125V126H162ZM250 125V124H249ZM23 126H25V123H23ZM11 127V126H10ZM164 127V128H163ZM161 128H163V129H161ZM171 128V127H170ZM189 129V128H188ZM170 130V129H169ZM183 130V129H182ZM14 131H16V132H14ZM186 131V130H185ZM13 133H11V134H13ZM159 133V132H158ZM164 133H165V131H164ZM168 133V132H167ZM103 134V133H102ZM149 134H151L149 137V139L151 140H148V135ZM121 136H124V138L125 137H127V138H129V140H126V139H124L123 141H122V144L120 143L121 141V139H122V137ZM166 134L164 135H162L161 137H163V138H166ZM175 137V136H174ZM173 137V138H174ZM235 137V136H234ZM121 138V139H120ZM169 138V137H168ZM213 138V137H212ZM218 138V137H217ZM246 138V137H245ZM131 139H132V141H134L133 142V144L136 146V147H134V145H132L131 143ZM138 141V139H139V144L136 142V140ZM179 138H177V140H178ZM219 139V138H218ZM243 139V138H242ZM155 140V139H154ZM176 140V141H177ZM183 140H185V138L183 139ZM190 140V139H189ZM224 140V139H223ZM125 141V142H124ZM127 141H128V143H127ZM187 141V140H186ZM186 141H183V143H185ZM191 141V140H190ZM131 142V143H130ZM178 142V141H177ZM181 141L179 140V142L178 143H180ZM123 143H124V145H123ZM126 143V144H125ZM135 143H137V144H135ZM175 145L174 146H170V147H172V148H174L175 146H176V144H178V143H175V142H173ZM192 143V142H191ZM203 143V142H202ZM209 143V142H208ZM219 143V142H218ZM217 143V144H218ZM239 143H240V141H239ZM247 143V142H246ZM157 144V145H156ZM210 144H211V142H210ZM244 144V143H243ZM123 145V146H122ZM138 145V146H137ZM179 145V144H178ZM182 145V144H181ZM187 145V144H186ZM189 145H190V143H189ZM189 145H187V146H189ZM192 145V144H191ZM206 145V144H205ZM215 145V144H214ZM122 146V147H121ZM230 147V146H229ZM239 147V146H238ZM28 148V147H27ZM27 148H26V150H27ZM87 148V147H86ZM125 148V147H124ZM134 148H135V151H132V150H134ZM80 148H78V150H79ZM90 148L88 147V150H89ZM119 149V150H120ZM175 149V148H174ZM178 149V148H177ZM177 149H175V151L177 150ZM181 149V147L179 148V150ZM183 149V148H182ZM223 149V148H222ZM229 149V148H228ZM87 150V151H88ZM118 150V149H117ZM173 150V149H172ZM171 150V151H172ZM188 149H186V150H184V152L185 151H187ZM205 150V149H204ZM210 150V149H209ZM226 150V149H225ZM72 151V150H71ZM91 151V150H90ZM116 151V150H115ZM121 151V150H120ZM120 151H118L117 152V154H114V153H112V155H115L116 157H118L117 159L116 158H113V159H115V160H118L119 159V152ZM167 151V152H166ZM178 151V150H177ZM188 151H190V148H189V150ZM80 152V151H79ZM183 152V153H184ZM210 152H211V150H210ZM116 153V152H115ZM177 153V152H176ZM180 153V152H179ZM193 153V152H192ZM206 153V152H205ZM70 154V153H69ZM74 154V153H73ZM120 154H125V152L123 153H120ZM172 154H173V151L171 152V156H172ZM182 154V153H181ZM191 154V153H190ZM196 154V153H195ZM210 153L208 152V153H206V155H209ZM125 155V156H126ZM180 155V154H179ZM201 155V154H200ZM203 155V154H202ZM205 155V156H206ZM70 156V155H69ZM68 156V157H69ZM122 156V155H121ZM120 156V157H121ZM170 156V155H169ZM168 156V157H169ZM170 156V157H171ZM174 156V158H175V160H176V157L178 156V153H177V156L176 155H173ZM176 156V157H175ZM180 156H182V155H180ZM187 156V155H186ZM185 156V157H186ZM209 156H211V155H209ZM73 157V156H72ZM167 157V158H168ZM169 157V158H170ZM179 157V156H178ZM178 157H177V160H178ZM188 157V156H187ZM186 157V158H187ZM190 157V156H189ZM207 157V156H206ZM124 158V157H123ZM171 158H173V157H171ZM173 158V159H174ZM193 158V157H192ZM235 158V157H234ZM233 158V159H234ZM113 159H112V163H113ZM164 159V160H163ZM172 159V160H173ZM183 159V158H182ZM185 159V158H184ZM188 159V158H187ZM190 159V158H189ZM188 159V160H189ZM237 159V158H236ZM246 159H248V158H246ZM70 160V159H69ZM114 160V161H115ZM122 160V159H121ZM136 160H138L139 162H137ZM186 160V159H185ZM185 160H183V161H185ZM235 160V159H234ZM169 161V160H168ZM182 161V160H181ZM180 161V162H181ZM239 161H240V159H239ZM239 161H238V163H239ZM243 161V160H242ZM249 161V160H248ZM247 161V162H248ZM69 162V161H68ZM167 162V161H166ZM174 162V161H173ZM188 162V161H187ZM186 162V163H187ZM191 162V161H190ZM193 162V161H192ZM196 162H200V161H197L196 160ZM246 162V161H245ZM247 162L245 163V165L247 164ZM119 163H120V161H119ZM118 163V164H119ZM242 163V162H241ZM116 164V163H115ZM121 164V163H120ZM134 164V163H133ZM174 164V163H173ZM182 164V163H181ZM180 164V165H181ZM193 164V163H192ZM195 164H199V165H208L207 164V161H202V162H200V163H195ZM237 164V163H236ZM249 164V163H248ZM117 165V164H116ZM148 167H147V166ZM167 164H163V166H166ZM185 165H187V164H185ZM240 166H242V164H239ZM238 165V166H239ZM244 165V164H243ZM120 165H118V166H116L115 167V165H114V168H120L119 167ZM139 166V167H138ZM160 166V165H159ZM162 166V165H161ZM162 166V167H163ZM168 166V165H167ZM167 166L164 168V169H167ZM171 166V165H170ZM175 166V165H174ZM179 166V165H178ZM187 166H189V165H187ZM197 167H196V169L198 168V165H196ZM202 166V167H203ZM211 166V165H210ZM233 166V165H232ZM147 167V168H146ZM161 167V168H162ZM180 167L181 166H179L178 167V172H179V170H180V172L182 171V169H183V166H182V169H180ZM194 167V166H193ZM237 166H235V168H236ZM242 167H244V166H242ZM246 167H249L250 168V166H248V165H246ZM113 168V169H114ZM135 168V167H134ZM162 168V170L164 171V169ZM172 168H173V166H172ZM191 168V167H190ZM235 168H233V169H235ZM112 169V168H111ZM174 169H176L177 170V168H176V166H175V168ZM199 169V168H198ZM237 169H239L238 167H237ZM244 169V168H243ZM247 169V168H246ZM114 170H116V169H114ZM169 169H167L166 170V172L168 171ZM171 170V169H170ZM169 170V171H170ZM173 170V169H172ZM172 170H171V172H172ZM184 170H185V168L183 169V174H184ZM190 170V169H189ZM11 171V170H10ZM187 171V169L185 170V173H187L186 172ZM201 171V170H200ZM245 171H249V172H251V170H245ZM245 171H244V174H245ZM135 172H136V174H137V176L135 177ZM176 171H173V173H175ZM179 172V173H180ZM197 172V171H196ZM235 172H238V171H235ZM240 172V171H239ZM238 172V173H239ZM143 173H145V174H143ZM156 173V174H155ZM160 173H159V175H160ZM238 173H234L233 175L234 176H232V178H231V182H230V184H232V185H225V188H227L228 189V194H229V200H230V202H232V204H230V205H232L233 207L235 206V208H234V210H236L237 208H239V206L240 205H242L245 201H244V197H243V195L246 193V190L245 189H247V185H234L235 183H236V180H239V179H236V175L238 174ZM243 172H241V174H242ZM12 174V175H11ZM9 176H7V178H8V180H12L13 179V175H15V174H13V173H11ZM112 174V173H111ZM176 174V173H175ZM183 174H182V176H183ZM240 174V173H239ZM251 175H252V173H250ZM151 175V176H150ZM177 175H178V173H177ZM177 175H173V177L174 176H177ZM185 175V174H184ZM243 175V174H242ZM250 175V176H251ZM150 176V179H151V182H152V180H153V184H157V185H148V184H150L149 183V177ZM186 176V175H185ZM127 178V179H126ZM134 178V179H133ZM139 178V179H140ZM157 178H158V180L159 181H164L165 179H167L166 181L167 182H163L161 185H159L158 184V180H157ZM239 178V177H238ZM251 178V177H250ZM252 178H253V176H252ZM78 179V178H77ZM114 179H116V177L114 178ZM131 179H128V177H125V181L127 180V181H131L132 182V180ZM148 179V180H147ZM147 180V181H146ZM169 180V181H168ZM171 180H172V178H171ZM253 180H254V178H253ZM129 181V182H130ZM155 181H157V182H155ZM147 182H148V184H147ZM155 182V183H154ZM173 182V181H172ZM171 182V183H172ZM177 182V181H176ZM175 182V183H176ZM238 182V181H237ZM167 183V184H168ZM243 183V182H242ZM133 184H135V185H133ZM138 184V183H137ZM144 184V183H143ZM170 184V183H169ZM173 184V183H172ZM115 186V185H114ZM118 186H120V185H116V187H113V192H114V195H115V192H116V194H117V191H115V190H119V187ZM125 187V189H126V186L125 185H123L122 184V187ZM177 186V185H176ZM179 186V185H178ZM243 186H244V188H243ZM121 187V186H120ZM122 187L120 188V190L122 189ZM178 188V187H177ZM187 188H188V186H187ZM137 190L138 189V191H140V192H138L139 193V195H137L138 193H135L136 191L135 190ZM140 189V190H139ZM180 189V188H179ZM182 189V188H181ZM119 190V191H120ZM123 190H124V188H123ZM122 190V191H123ZM129 190H131V193H130V191ZM121 192V191H120ZM132 192H134V193H132ZM130 193V194H129ZM123 194V193H122ZM131 194L132 195H134V197L135 198H133L132 196H131ZM119 195V194H118ZM124 195H126L125 193H124ZM167 197V199H165L166 197ZM113 197V196H112ZM162 197H165L164 198V201L162 200ZM114 198V197H113ZM112 198V199H113ZM118 198H120V197H117L116 199H117V202H119L118 201ZM94 199V198H93ZM194 199V198H193ZM127 200V201H126ZM178 200V201H177ZM88 201V200H87ZM114 201H115V199H114ZM244 201V202H243ZM93 202V201H92ZM108 202V201H107ZM117 202L115 201V203L117 204ZM196 202V201H195ZM129 203H127V204H129ZM197 203V202H196ZM87 204V203H86ZM104 204V203H103ZM133 204V203H132ZM131 204V205H132ZM198 204V203H197ZM196 204V205H197ZM0 205H1V203H0ZM117 205H119V203L117 204ZM195 205V206H196ZM245 205V204H244ZM81 206V205H80ZM104 206V205H103ZM188 206H189V203H188ZM194 206V205H193ZM198 206V205H197ZM196 206V210L198 211V207ZM64 207V206H63ZM67 207V206H66ZM79 207V206H78ZM128 206H126V208H127ZM183 208V209H184ZM187 208V207H186ZM194 208V207H193ZM212 208V207H211ZM242 208V207H241ZM12 209V208H11ZM10 209V210H11ZM75 209H76V207H75ZM81 209H82V206H81ZM125 209V208H124ZM8 209H6V211H7ZM70 210V209H69ZM122 210V209H121ZM125 210H127V209H125ZM128 210H130V207H128ZM181 210V211H180ZM199 210H200V212H201V210H203V209H200L199 208ZM9 211V210H8ZM67 211V210H66ZM132 211V210H131ZM178 211H180V212H178ZM214 211V210H213ZM213 211H211V212H213ZM228 211V210H227ZM226 211V212H227ZM237 211V210H236ZM239 211V210H238ZM237 211V212H238ZM77 212V211H76ZM120 212V211H119ZM127 212V211H126ZM147 214V216H145V214ZM154 212V213H153ZM199 212V211H198ZM199 212V213H200ZM204 212V211H203ZM210 212V211H209ZM7 213H9L8 214V231L10 232V234L12 233V230H13V227H14V219H13V213L11 212V211H9V212H7ZM70 213H71V211H70ZM86 213V212H85ZM138 213H142L143 215H141V216H139L138 215ZM240 213V212H239ZM66 214V213H65ZM78 214H80V213H78ZM111 214H114L113 212L111 213ZM158 214V215H157ZM213 214V213H212ZM215 214H218V213H214L213 215H215ZM241 214V213H240ZM243 214V213H242ZM199 215V214H198ZM197 215V216H198ZM211 215V216H210ZM74 216H77V215H75L74 214ZM81 216H82V214H81ZM114 216V215H113ZM174 216L172 215V217L174 218ZM177 216V215H176ZM202 216V217H201ZM246 216V215H245ZM65 217V216H64ZM67 217V216H66ZM68 217H69V215H68ZM77 217H79V215L77 216ZM165 217V218H164ZM112 218H115V217H112ZM177 218V217H176ZM228 218V217H227ZM63 219V218H62ZM78 219V218H77ZM118 219H121V218H118ZM169 219H171V217L170 218H168L167 219V221L169 220ZM66 221H67V219H65ZM75 220H76V218H75ZM112 222H113V220H111ZM119 221V220H118ZM121 221V220H120ZM119 221V222H120ZM128 221V220H127ZM175 221H176V219H175ZM230 221V220H229ZM228 221V222H229ZM122 222V221H121ZM232 222H233V220H232ZM64 223V222H63ZM62 223V224H63ZM99 223V222H98ZM102 223V222H101ZM250 223V222H249ZM65 225V224H64ZM98 225V224H97ZM103 225V224H102ZM100 226V227H103L104 225H105V227H107L106 226V224H104L103 226ZM115 225V224H114ZM230 225H234V223H230ZM59 226H61V225H59ZM121 226V225H120ZM62 227V226H61ZM72 227V226H71ZM100 227H98V228H100ZM113 227V226H112ZM51 228V227H50ZM55 228V227H54ZM64 228V227H63ZM73 228V227H72ZM167 228V227H166ZM66 229V228H65ZM103 231H104V229L103 228H101ZM101 229H100V231H101ZM114 229V228H113ZM120 229V228H119ZM48 230V229H47ZM46 230V231H47ZM50 230V229H49ZM58 230H61V229H58ZM71 230V229H70ZM115 230V229H114ZM193 230H195V232L193 233ZM233 230V229H232ZM68 231H69V228H68ZM106 231V230H105ZM105 231H104V233H105ZM108 231V230H107ZM116 231V230H115ZM159 232L160 234H159V237H156L157 235L155 234V232ZM253 231V230H252ZM58 232H60V231H58ZM57 232V233H58ZM70 232V231H69ZM109 232V231H108ZM110 232H114V231H111L110 230ZM109 232V234H112V233H110ZM45 233V232H44ZM56 233V232H55ZM68 233V232H67ZM96 233V232H95ZM101 233V232H100ZM121 233V232H120ZM164 233V232H163ZM183 233V234H184ZM192 233V234H191ZM46 234H48V233H46ZM103 234V233H102ZM156 235L155 237L153 236V235ZM158 234V233H157ZM236 234H238V233H236ZM67 235V234H66ZM103 235H106V234H103ZM118 235V234H117ZM116 235V236H117ZM230 235V234H229ZM44 236V235H43ZM107 236H109V235H107ZM107 236H105V237H107ZM125 236V237H126ZM152 236H153V238H152ZM163 236V235H162ZM45 237V236H44ZM48 237V236H47ZM65 237V236H64ZM70 237V236H69ZM126 237V238H127ZM210 237V236H209ZM208 237V238H209ZM235 237H236V235H235ZM11 238V237H10ZM49 238V237H48ZM58 238V237H57ZM127 238V239H128ZM130 238H131V240H130ZM163 238V237H162ZM14 239V238H13ZM60 239V238H59ZM58 239V240H59ZM100 238H98V240H99ZM104 239V238H103ZM103 239H101V240H103ZM65 240V239H64ZM101 240H99V241H101ZM159 240V239H158ZM157 240V241H158ZM164 240V239H163ZM184 240V241H185ZM62 241V240H61ZM160 241V240H159ZM188 241V242H187ZM63 242V241H62ZM62 242H60V243H62ZM131 242H133V243H135V244H131ZM183 242V241H182ZM99 243V242H98ZM158 243V242H157ZM59 244V243H58ZM67 244V243H66ZM184 244H185V242H184ZM97 245V244H96ZM104 245V246H103ZM115 245V246H114ZM11 246V245H10ZM127 246H128V248H129V250H127L128 248H127ZM97 247H98V245H97ZM98 247V248H99ZM116 248H118V249H116ZM123 248V249H122ZM141 248H143V249H141ZM182 248V247H181ZM183 248H184V246H183ZM8 249H9V247H8ZM158 249H160V248H158ZM206 249V248H205ZM14 250V249H13ZM101 250V249H100ZM130 251V252H129ZM104 252V251H103ZM103 252L102 253H98V254H101V256H102V254H103ZM108 252V251H107ZM105 252L103 255H105V254H107L108 255V257L110 256V253L108 252ZM157 252H159V254L158 253H156L157 255H160V252H162V251H160V250H157ZM12 253V252H11ZM114 253V254H113ZM2 254V253H1ZM121 254L120 255H116L115 257H114V260H115V262H116V264L118 263L117 261H119L120 259H118V260H116L117 259V257L118 256H121ZM148 254H149V256H148ZM155 254V255H156ZM63 255H65V254H63ZM111 255V256H112ZM126 255V256H125ZM154 255V256H155ZM163 255H164V253H163ZM173 255H175V254H173ZM66 256V255H65ZM65 256H63V257H65ZM100 256V257H101ZM69 258H70V256H68ZM175 257V256H174ZM173 257V258H174ZM69 258H68V260H69ZM103 258V257H102ZM111 258V260L110 259H107L108 261L110 260L111 262H113L112 260H113V258L112 257H110ZM120 258V257H119ZM41 258H39V260H40ZM67 259V258H66ZM65 259V260H66ZM142 259H145V260H142ZM146 259L148 260V261H146ZM176 259V258H175ZM103 260V259H102ZM154 260V259H153ZM178 260V259H177ZM67 261V260H66ZM173 261H175V260H173ZM71 263H73V264H76V263H74L73 261H70ZM120 262V261H119ZM130 262V264H132ZM153 262H155V261H153ZM152 262V263H153ZM42 263H44V264H46L45 262H42ZM11 264V263H10ZM113 264V263H112ZM156 264V263H155ZM172 264V263H171ZM176 264V263H175ZM198 264V263H197ZM204 264V263H203Z\"/></svg>","mask_w":264,"mask_h":264}]
</instances>
